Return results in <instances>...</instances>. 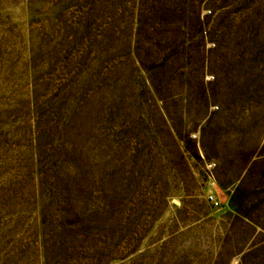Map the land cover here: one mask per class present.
<instances>
[{
	"label": "rangeland",
	"instance_id": "obj_1",
	"mask_svg": "<svg viewBox=\"0 0 264 264\" xmlns=\"http://www.w3.org/2000/svg\"><path fill=\"white\" fill-rule=\"evenodd\" d=\"M0 264H264V0H0Z\"/></svg>",
	"mask_w": 264,
	"mask_h": 264
}]
</instances>
